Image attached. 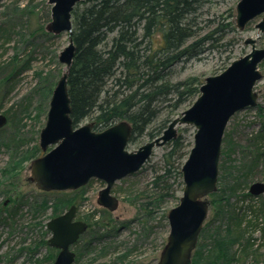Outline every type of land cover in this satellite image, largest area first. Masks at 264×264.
I'll use <instances>...</instances> for the list:
<instances>
[{
	"label": "rangeland",
	"instance_id": "374dc122",
	"mask_svg": "<svg viewBox=\"0 0 264 264\" xmlns=\"http://www.w3.org/2000/svg\"><path fill=\"white\" fill-rule=\"evenodd\" d=\"M47 1L0 0V113L7 117V124L0 129V218L16 209V216L0 222V264H53L58 251L41 244L51 235L46 224L72 205L76 207V219L88 225L79 245L71 247L75 253L73 264H156L169 232L167 214L179 204L183 190L180 169L164 172L163 155L170 142L155 148L137 172L115 182L111 189L118 199L115 211L97 205L98 192L105 186L101 180L92 179L78 190L62 192L41 191L30 181L31 161L45 153L39 147V134L46 123L50 97L66 72L58 57L68 44V34L53 35L46 30L51 9ZM238 1L208 0L199 8V34L213 31L222 19H227L235 31L227 32L222 43H232L209 50L197 60L178 64L173 79L194 77L204 83L207 77L222 72L227 62L250 52V46L244 44L247 38L255 40L256 48L264 49V31L256 28L261 16L241 31L235 27ZM258 70L262 77L254 86L256 105L236 112L226 125L217 189L206 198L208 212L199 239L204 247L208 246L217 229H226V211L233 208L248 220L253 215L248 206H252L254 216L259 218V225L249 228L254 245L248 254H238L237 249V261L228 264H264V192L251 195L249 204L240 197L248 192L250 184L264 182V60ZM194 132L190 125L177 126L173 139L180 136L189 151ZM257 135L261 136L263 150H254L252 143ZM148 141L140 138L128 150L134 151ZM253 151L263 154L244 179L241 174L252 160ZM159 176L163 178L154 184ZM236 184L240 188L234 193L225 190ZM218 203L224 205L221 210ZM234 251L235 247L228 255L233 257ZM206 254L204 251L202 260Z\"/></svg>",
	"mask_w": 264,
	"mask_h": 264
},
{
	"label": "water",
	"instance_id": "95a60500",
	"mask_svg": "<svg viewBox=\"0 0 264 264\" xmlns=\"http://www.w3.org/2000/svg\"><path fill=\"white\" fill-rule=\"evenodd\" d=\"M86 0H48L50 22L46 30L53 35L68 34V44L58 60L66 67L52 91L45 126L39 134V147L45 152L30 163V181L46 192L75 191L91 179L104 182L98 192L97 205L115 211L118 199L111 194L116 181L137 172L150 159L155 148L164 146L176 135V127L190 125L195 129L193 146L183 162V182L179 204L167 214L169 232L156 264H191L203 222L207 216V196L216 191L221 143L229 119L238 111L256 105L254 86L262 75L258 70L264 60V49L255 47V40L244 44L250 52L233 60L219 74L209 76L199 87V95L179 116L174 117L159 137L134 151L128 150L132 127L121 121L95 132L91 123L73 127L67 88L68 69L75 55L71 13ZM261 16L256 28L264 31V0H239L235 5V27L243 30L251 20ZM7 117L0 113V129ZM51 147L50 150L47 149ZM264 192V182L250 184L248 193ZM88 228L76 219V207L70 206L61 215L50 219L46 229L51 233L47 245L56 249L53 264H73L71 247Z\"/></svg>",
	"mask_w": 264,
	"mask_h": 264
},
{
	"label": "trees",
	"instance_id": "16d2710c",
	"mask_svg": "<svg viewBox=\"0 0 264 264\" xmlns=\"http://www.w3.org/2000/svg\"><path fill=\"white\" fill-rule=\"evenodd\" d=\"M206 1L86 0L78 3L71 13L75 55L67 77L73 127L89 121L93 131L101 132L126 121L132 127L128 146L140 138L159 137L174 115L183 111L184 106L188 108L199 95L201 83L194 77L173 79L176 66L232 43L231 40L222 43L227 32L235 31L227 19H222L213 31L199 34L197 11ZM260 138L257 135L254 139V150L262 149ZM168 144L170 147L163 155L166 174L175 167L181 169L189 152L180 136ZM261 154L262 151L252 152V160L243 168L242 178L248 177ZM161 178H155L154 184ZM239 186H227L225 190L232 194ZM240 197L246 204L253 200L248 192ZM220 203L219 209L224 206ZM248 209L253 214L250 212L252 216L248 220L233 208L226 211V229H217L208 246L200 242L204 230L200 232L191 264H228L237 261L238 254H248L254 245L249 228L259 225V218L254 216L256 210L252 206ZM15 212L16 209L6 213L0 222L13 218ZM261 230L264 233V227ZM80 238L75 246L82 241ZM41 244L47 245V242ZM233 247L232 257L228 253ZM204 251L207 254L202 260Z\"/></svg>",
	"mask_w": 264,
	"mask_h": 264
},
{
	"label": "flooded vegetation",
	"instance_id": "af4514ba",
	"mask_svg": "<svg viewBox=\"0 0 264 264\" xmlns=\"http://www.w3.org/2000/svg\"><path fill=\"white\" fill-rule=\"evenodd\" d=\"M82 236V235H81ZM80 238V237H79ZM78 241V240H77Z\"/></svg>",
	"mask_w": 264,
	"mask_h": 264
},
{
	"label": "bare ground",
	"instance_id": "6f19581e",
	"mask_svg": "<svg viewBox=\"0 0 264 264\" xmlns=\"http://www.w3.org/2000/svg\"><path fill=\"white\" fill-rule=\"evenodd\" d=\"M89 182H90V181H89ZM89 182H88V183H89Z\"/></svg>",
	"mask_w": 264,
	"mask_h": 264
}]
</instances>
